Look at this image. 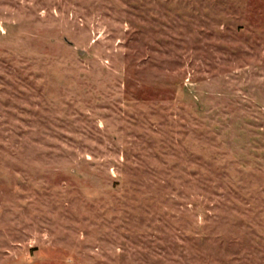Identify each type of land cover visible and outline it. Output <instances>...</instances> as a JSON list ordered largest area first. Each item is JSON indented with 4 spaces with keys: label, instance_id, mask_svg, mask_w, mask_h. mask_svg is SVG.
<instances>
[{
    "label": "rangeland",
    "instance_id": "1",
    "mask_svg": "<svg viewBox=\"0 0 264 264\" xmlns=\"http://www.w3.org/2000/svg\"><path fill=\"white\" fill-rule=\"evenodd\" d=\"M0 264H264V0H0Z\"/></svg>",
    "mask_w": 264,
    "mask_h": 264
}]
</instances>
